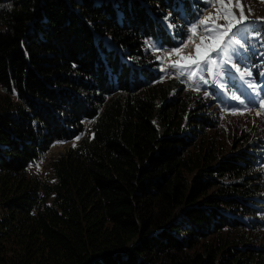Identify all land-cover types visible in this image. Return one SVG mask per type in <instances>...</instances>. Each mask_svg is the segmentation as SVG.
Returning a JSON list of instances; mask_svg holds the SVG:
<instances>
[{"label": "trees", "instance_id": "16d2710c", "mask_svg": "<svg viewBox=\"0 0 264 264\" xmlns=\"http://www.w3.org/2000/svg\"><path fill=\"white\" fill-rule=\"evenodd\" d=\"M211 3L0 0V264H264V132L227 149L214 87L162 79L149 47Z\"/></svg>", "mask_w": 264, "mask_h": 264}, {"label": "rangeland", "instance_id": "374dc122", "mask_svg": "<svg viewBox=\"0 0 264 264\" xmlns=\"http://www.w3.org/2000/svg\"><path fill=\"white\" fill-rule=\"evenodd\" d=\"M213 2H215V0H212V3ZM212 3L204 9L202 14L197 18L195 24H199V21L206 16H217V9L212 7ZM240 4L243 7L244 15L248 17L246 23H251L253 26V30L247 32L249 44L244 45L242 49L254 63V67H252L251 63H249L250 61L245 57L243 58V66L251 72L250 76L242 77L236 69H232L233 79L232 82L229 83L223 72L217 76V70L211 66L197 69L194 65H190L188 60H181V57L174 54L170 55V53L176 50H182L181 55L183 57L195 59L196 49L194 45L200 43L201 37H206L202 27L197 29L195 38L192 37V32L190 31L189 36L181 46L175 48L170 47V50H164L165 46H159L154 41L149 42V47L150 43L157 45L156 47L150 48L155 56H157V59L160 57L158 60H160L162 74L165 75V78H177L178 69L171 67V63L180 61L181 64L189 66L190 71L195 73V75L191 80L188 79L187 75H182L177 79L199 89L207 86L214 87L217 93L215 98H218V102L215 103L214 107L211 108L210 106L209 111L217 122V125L215 130L210 131L209 134L221 144H225L227 149L229 148L231 135L234 134V137H236L239 132L238 130L241 128L245 129L252 127L254 130L261 131V133L264 132L262 131L264 129V107L261 106L262 100H259L260 98H264V95L258 97V92L261 90H259L258 87V79L255 78L258 77L259 72L264 71V20L257 19L264 18V0H240ZM249 9H251V12H249ZM233 11L236 16L239 17L240 9L234 8ZM216 23L224 25L225 21L223 19H218ZM225 39H227V37H225ZM205 43L215 42L208 41L205 38ZM241 43L243 44V41ZM185 45H187V47H185ZM200 52L201 55H203L205 49L201 48ZM211 58L215 60L216 56L212 54ZM232 62H234V60L230 61L227 66H230ZM237 67L240 68L238 65ZM253 70H256L255 77H253ZM249 77H251V79ZM221 85H223V87ZM252 85L255 87H252ZM226 87H229V89L226 90ZM233 94L239 97V99H234ZM212 97H214V95ZM258 112L260 113L259 115L257 114ZM71 144L72 142H66L53 145L47 153L37 160L36 164L29 167V173L43 177L47 170V163L65 152ZM254 236L258 238V235L255 234Z\"/></svg>", "mask_w": 264, "mask_h": 264}, {"label": "snow or ice", "instance_id": "6c2138e0", "mask_svg": "<svg viewBox=\"0 0 264 264\" xmlns=\"http://www.w3.org/2000/svg\"><path fill=\"white\" fill-rule=\"evenodd\" d=\"M212 7L217 9V16L212 17L211 15L206 16L204 19L199 21V24H193L191 28L192 37L195 38L197 35V29L203 28L206 37L200 38V43L195 44L196 58L183 57L181 55L182 50H176L170 55L174 54L181 57V60H188L190 65H194L197 69L201 67L211 66L216 69L217 76L221 72L225 74L228 82L231 83L233 79L232 69H236L242 77L250 76L251 72L247 69L241 71L237 67L238 64L242 63L243 58L246 53L242 51L244 45H248L249 41L247 39V32L253 30L251 23H246L248 17L244 15V10L240 4V0H215L212 3ZM240 9L239 17L236 16L233 9ZM251 12V9H249ZM218 19H223L225 21L224 25L217 24ZM264 20V18H257ZM168 21V17H165V22ZM169 27H174V24H169ZM227 37V39H225ZM235 37V38H234ZM205 38L208 41H213L215 43H205ZM191 39V38H190ZM243 41V44L241 43ZM156 44H151L150 47H156ZM187 47V45H185ZM201 48L205 49L203 55H201ZM214 54L216 59L213 60L211 55ZM160 59V57H158ZM230 66H227L230 61H233ZM171 67L178 69L177 78L182 75H187L188 79H193L195 73L190 71L189 66L183 65L180 61L172 62ZM223 87V85H221ZM252 87H255L252 85ZM207 95V93H205ZM234 99H239L233 94ZM261 106L264 107V100L261 101ZM260 114L259 112L257 113Z\"/></svg>", "mask_w": 264, "mask_h": 264}, {"label": "built area", "instance_id": "2783aa9c", "mask_svg": "<svg viewBox=\"0 0 264 264\" xmlns=\"http://www.w3.org/2000/svg\"><path fill=\"white\" fill-rule=\"evenodd\" d=\"M166 50H168V49H166Z\"/></svg>", "mask_w": 264, "mask_h": 264}]
</instances>
